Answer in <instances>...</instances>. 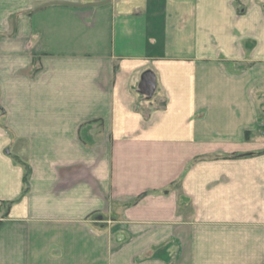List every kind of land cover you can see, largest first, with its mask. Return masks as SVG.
Listing matches in <instances>:
<instances>
[{
  "label": "crops",
  "instance_id": "0c3cea01",
  "mask_svg": "<svg viewBox=\"0 0 264 264\" xmlns=\"http://www.w3.org/2000/svg\"><path fill=\"white\" fill-rule=\"evenodd\" d=\"M0 264H264V0H0Z\"/></svg>",
  "mask_w": 264,
  "mask_h": 264
}]
</instances>
